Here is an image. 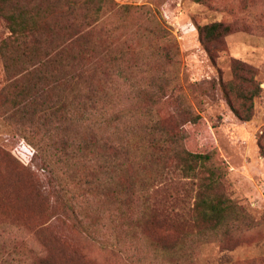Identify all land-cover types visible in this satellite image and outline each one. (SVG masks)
<instances>
[{"label":"rangeland","instance_id":"obj_1","mask_svg":"<svg viewBox=\"0 0 264 264\" xmlns=\"http://www.w3.org/2000/svg\"><path fill=\"white\" fill-rule=\"evenodd\" d=\"M106 1L101 7L99 0H79L74 10L84 17L90 45L108 47L111 62L120 63L131 78L109 80L119 87L110 90L111 106L128 117L104 133L135 146L155 123L173 134L160 133L157 142L213 149L224 170L213 194L231 199L244 214L212 230L211 220L194 219V184L183 217L168 223V234L157 237L158 244L137 232L132 220L142 213L143 193L134 191L128 201L113 203L103 188L87 184L95 161L85 154L73 160V140L86 138L88 126L71 122L67 129L54 130L46 145L23 134L31 125L12 117L15 101L0 56V90L5 87L0 91V264H34L42 256L49 264H264V157L259 148L264 143V0ZM215 22L230 30L203 44L201 29ZM8 34L0 18V41ZM229 83L251 96L246 107L228 90ZM226 93L241 112H250L249 119L235 116ZM188 113L198 114V123H190ZM35 126L43 125L38 121ZM61 134L69 155L57 148ZM169 158L176 159L171 152ZM156 173L154 164L145 170L146 176ZM105 174H100L104 187ZM49 178L56 188L63 187L62 199L46 193ZM183 187L151 191L177 197ZM73 204L82 225L73 217ZM41 225L45 229L35 232ZM148 226L156 229L160 220Z\"/></svg>","mask_w":264,"mask_h":264},{"label":"trees","instance_id":"obj_2","mask_svg":"<svg viewBox=\"0 0 264 264\" xmlns=\"http://www.w3.org/2000/svg\"><path fill=\"white\" fill-rule=\"evenodd\" d=\"M78 2L0 0V18L9 33L0 41V56L9 79V94L15 101L16 109L12 117L18 123L22 121L31 125L25 126L23 134L30 137L34 144L38 141L46 145L54 130L67 129L71 122L73 126H88L86 138L81 136L73 140V160H81L85 154L95 161L93 169L88 172L87 184L103 188V193L113 203L126 202L131 193L141 191L144 208L132 223L137 232L140 231L157 244L160 240L157 237L168 234V223L183 217L189 204V186L194 184L195 192L190 196L191 210L196 212L194 219L211 220L212 230L224 221L238 220L244 210L231 199L213 194L214 188L224 176V170L217 163L213 149L189 150L179 145L175 148L168 146L166 139L157 142L158 134L167 137L173 134L165 133L154 126L155 123L148 126L146 140L135 146L124 145L122 138L113 140L104 133L109 127L117 128L128 117L119 106H111L110 90L115 91L119 87H115L109 80L118 77L119 81H128L131 78L123 74L124 67L120 63L111 62L108 47L98 49L90 45L93 40L91 33L83 28L84 17L74 15ZM106 2L99 0L101 7ZM229 30L221 22L205 25L201 29L204 35L201 42L207 44ZM227 86L231 93H236L243 100L242 105L246 107L251 96L242 88H235L232 83ZM4 90L5 87L0 91ZM143 91L139 90L140 93ZM226 96L237 118H250V112H241L227 93ZM187 117L194 124L200 119L198 114L193 113H188ZM38 121L43 126H35ZM64 135L58 136L56 144L64 155H69L65 151L69 143ZM259 148L264 157V143ZM169 152L175 155V161L170 160ZM153 164L157 167V173L146 176V168ZM45 169L54 173L50 162H46ZM203 171L207 172L204 176L201 174ZM100 174L106 175L101 177L105 187L100 182ZM184 179L187 181L183 182ZM185 184L187 186L183 187ZM164 185L183 187L184 193L177 197L169 193L158 197V194L151 191L167 192ZM112 188L117 191L112 192ZM45 189L55 199H62L63 187L56 188L50 178ZM37 190L42 191L40 185ZM72 211L75 220L82 225L75 213L74 204ZM153 219L160 220V226L156 229L148 226ZM34 229L38 232L45 229V226H36ZM161 248L166 250L168 247ZM47 261V257L42 256L34 264H49Z\"/></svg>","mask_w":264,"mask_h":264}]
</instances>
